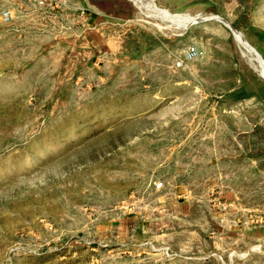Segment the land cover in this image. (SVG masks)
<instances>
[{
  "label": "rangeland",
  "instance_id": "374dc122",
  "mask_svg": "<svg viewBox=\"0 0 264 264\" xmlns=\"http://www.w3.org/2000/svg\"><path fill=\"white\" fill-rule=\"evenodd\" d=\"M0 264H264V0H0Z\"/></svg>",
  "mask_w": 264,
  "mask_h": 264
},
{
  "label": "built area",
  "instance_id": "2783aa9c",
  "mask_svg": "<svg viewBox=\"0 0 264 264\" xmlns=\"http://www.w3.org/2000/svg\"><path fill=\"white\" fill-rule=\"evenodd\" d=\"M3 18L5 21H8L10 19L9 13H4ZM201 55H202L201 49L196 45H191L183 51L182 58L177 61L176 66L182 67L184 63L192 62L198 59Z\"/></svg>",
  "mask_w": 264,
  "mask_h": 264
},
{
  "label": "water",
  "instance_id": "95a60500",
  "mask_svg": "<svg viewBox=\"0 0 264 264\" xmlns=\"http://www.w3.org/2000/svg\"><path fill=\"white\" fill-rule=\"evenodd\" d=\"M153 2L155 3V0H153ZM204 20V19H203ZM202 19H196V20H193V21H191L190 22V24L188 25V27L189 26H191V25H193V24H196V23H199V22H201V21H203ZM223 23L225 24V25H227L228 27H230L231 28V26H229V24L227 23V21H225V20H223ZM187 27V28H188ZM186 28V29H187ZM232 29V31L234 32V33H236V31L233 29V28H231Z\"/></svg>",
  "mask_w": 264,
  "mask_h": 264
},
{
  "label": "bare ground",
  "instance_id": "6f19581e",
  "mask_svg": "<svg viewBox=\"0 0 264 264\" xmlns=\"http://www.w3.org/2000/svg\"><path fill=\"white\" fill-rule=\"evenodd\" d=\"M160 12H162V15L163 16H169L170 14L169 13H167V12H163V11H160ZM196 20V19H195ZM206 20V19H205ZM219 20H221L222 22H223V19L222 18H219ZM188 23V25L190 24V22H186V24ZM188 27V26H187Z\"/></svg>",
  "mask_w": 264,
  "mask_h": 264
}]
</instances>
